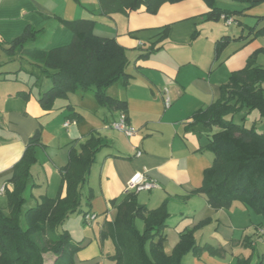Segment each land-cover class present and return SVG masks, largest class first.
Instances as JSON below:
<instances>
[{"label": "crops", "instance_id": "crops-1", "mask_svg": "<svg viewBox=\"0 0 264 264\" xmlns=\"http://www.w3.org/2000/svg\"><path fill=\"white\" fill-rule=\"evenodd\" d=\"M216 7L213 12L204 0H184L165 2L155 14L142 5L127 13L105 15L98 0H0V49L4 52L27 28L37 32L28 48L66 46L73 39L67 22L77 19L94 20L95 34L116 38L129 62L126 75L106 93L125 101L129 123L137 129L127 136L112 128L111 122L124 109L99 104L93 90L70 93L45 110L38 99L52 86L51 79L46 76L40 81L39 77L36 82L32 75L26 80L20 76L22 69L0 65V188H6L0 206L4 211H10L7 191L14 187L15 165L36 131L42 144L36 147L37 160L25 193V200L31 197L32 203L57 196L71 152H80L81 144L95 133L105 145L84 185L81 211L95 213L96 219L88 225L92 233L83 228L82 240L72 236L79 246L74 264H115L110 257L113 240L102 232L116 217L113 200L119 203L128 192L137 193L138 202L149 209L166 205L170 214L164 229L167 254L173 252L182 233L193 229L199 245L219 251L213 254L204 248L200 255L190 251L183 264H235L238 257L248 256L256 264L264 258V237L257 232L264 224L260 213L240 201L215 209L204 194L195 193L214 160L207 148L210 136L220 130L216 125L205 126L195 115L221 100L232 73L264 47V0L252 5L216 0ZM224 10L233 12L229 24L221 17ZM255 61L264 67V54H258ZM69 104L82 114L81 121L68 118ZM247 110L237 113L234 120L246 125L251 117V126L264 132L259 111ZM136 171L144 172L157 186L128 190ZM137 224L140 229L144 226L142 220Z\"/></svg>", "mask_w": 264, "mask_h": 264}, {"label": "trees", "instance_id": "trees-1", "mask_svg": "<svg viewBox=\"0 0 264 264\" xmlns=\"http://www.w3.org/2000/svg\"><path fill=\"white\" fill-rule=\"evenodd\" d=\"M101 12L110 15L127 13L142 5L150 13H157L165 2L184 0H98ZM216 11V0H204ZM249 5L254 0H236ZM218 10V9H217ZM232 15V11H221ZM219 16L220 12H215ZM73 31L72 42L51 50L28 48L35 42L37 32L27 28L23 34L9 42L5 51L14 55H26L52 86L42 92L40 105L45 110L54 108L58 99L67 98L77 91H94L101 105L125 110V101L106 93V89L125 76L128 58L125 48L114 37L94 33V20L77 19L67 22ZM221 41L217 43V48ZM264 54L258 48L245 67L234 71L223 86L221 100L206 110L196 113V120L207 127L219 126L210 136L207 148L214 153L212 165L205 170L203 185L195 193L204 194L210 206L227 208L235 201L249 205L264 219V132L255 126L238 123L234 116L248 109L258 110L264 119V67L255 58ZM32 73V72H31ZM37 77L36 82L38 81ZM68 118L82 120V114L69 104ZM40 131L31 137L22 159L15 165L13 189L7 191L9 213L0 206V264H46L45 255L51 253L53 264H74L78 244L68 231L60 227L72 213L82 210L83 188L90 174L97 153L105 145L103 138L91 133L81 144V151H72L68 164L62 169V183L55 198L45 196L36 206L25 212V193L31 167L36 162V147L41 145ZM65 189V195H62ZM92 198V195H90ZM117 214L107 226L103 237H111L114 253L110 257L115 264H183V257L190 251L200 255L204 248L213 254L219 251L196 241L195 229L182 233L171 254L164 251V229L170 216L165 204L157 209L138 202L137 193L128 192L117 203ZM86 213V212H85ZM144 226L139 228L137 221ZM235 264H252L251 256L238 257ZM256 264H264L261 257Z\"/></svg>", "mask_w": 264, "mask_h": 264}, {"label": "rangeland", "instance_id": "rangeland-1", "mask_svg": "<svg viewBox=\"0 0 264 264\" xmlns=\"http://www.w3.org/2000/svg\"><path fill=\"white\" fill-rule=\"evenodd\" d=\"M0 65L7 67V68H18L19 71L22 69V71L20 72V76L22 78H25L26 80L30 79L32 77V75L34 76V79H36L39 76L40 81L44 80L46 77V75L43 74L42 71L37 66H35V64H33L32 61L26 55L17 54V55H14L12 57L11 54L4 52L2 49H0ZM87 93H90L91 95H93L92 92H87ZM94 103H95V100H94ZM248 115L249 114H247V116ZM236 120H239V119L237 118ZM251 120H253V119L250 117L246 126L252 125ZM262 128L263 127H261V129ZM26 200H25V203L23 206L24 212L28 208L36 206V204H37L36 202H34V203L31 202V197H27ZM84 208H85V206H84ZM84 212L85 211L83 210L80 212H75V213L70 214L65 219L63 224L61 225L60 230L61 231H68L71 234V236H73L74 238H77L78 240H82L84 238L83 228L89 229L90 232L92 233L91 228H89L88 224H86L83 220L84 219V216H83ZM245 254L247 255L248 253H245ZM45 257L47 258V262L50 259H53V256H51V253H47L45 255Z\"/></svg>", "mask_w": 264, "mask_h": 264}, {"label": "built area", "instance_id": "built-area-1", "mask_svg": "<svg viewBox=\"0 0 264 264\" xmlns=\"http://www.w3.org/2000/svg\"><path fill=\"white\" fill-rule=\"evenodd\" d=\"M221 17L225 19L226 23H231L234 19L231 15L222 14ZM166 107L171 105L170 97L167 95L165 99ZM69 122L66 123L68 125ZM110 126L118 131L125 133L127 136H132L137 132V129L133 127L128 120V114L125 110H121L119 116L116 120L112 121ZM137 154L140 155L141 151H137ZM157 186V183L150 179L144 172L136 171L128 181L127 189L128 190H143L151 189L152 187ZM6 192L5 187L0 188V195H3ZM96 219V214L93 212L84 213V222L88 225H91L92 222ZM257 232L260 236L264 237V224L257 227Z\"/></svg>", "mask_w": 264, "mask_h": 264}, {"label": "water", "instance_id": "water-1", "mask_svg": "<svg viewBox=\"0 0 264 264\" xmlns=\"http://www.w3.org/2000/svg\"><path fill=\"white\" fill-rule=\"evenodd\" d=\"M254 1H257V0H254Z\"/></svg>", "mask_w": 264, "mask_h": 264}]
</instances>
